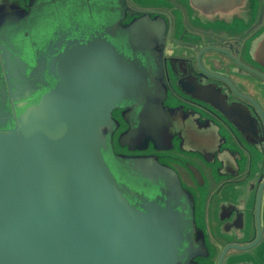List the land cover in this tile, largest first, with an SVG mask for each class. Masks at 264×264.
I'll use <instances>...</instances> for the list:
<instances>
[{
  "label": "water",
  "instance_id": "obj_1",
  "mask_svg": "<svg viewBox=\"0 0 264 264\" xmlns=\"http://www.w3.org/2000/svg\"><path fill=\"white\" fill-rule=\"evenodd\" d=\"M184 1L214 54L175 65L180 104L166 110L203 122L237 171L225 178L240 188L234 216L256 239L229 247L245 249L264 240V0ZM174 21L127 0L0 2V264H197L195 219L187 229L180 214L178 235L155 207L182 181L138 143L166 100L161 40Z\"/></svg>",
  "mask_w": 264,
  "mask_h": 264
},
{
  "label": "flooded vegetation",
  "instance_id": "obj_2",
  "mask_svg": "<svg viewBox=\"0 0 264 264\" xmlns=\"http://www.w3.org/2000/svg\"><path fill=\"white\" fill-rule=\"evenodd\" d=\"M127 1L137 10L151 12L159 17H166L168 14L170 19L172 17L175 19L173 26L170 24L166 26L165 37L161 40L164 46L162 60L167 85L166 100L164 103L159 101L156 106L151 107L152 113L146 117V122L143 124L149 129L150 137L155 138L157 133L162 135L157 140L149 137L146 142H138L142 145L148 144V148L140 152L158 155L159 164L155 169L160 175L180 178L184 186V190H181L177 183L168 181L161 188L162 201L155 206H158L161 221L164 224L173 223L177 226L176 233L179 235L180 214L181 219H184L183 223L187 224V229L189 223L195 219L199 234H192L189 228L190 233L187 231L186 243L189 242L190 250L196 253L194 261L197 264H264V240L245 249L229 247L233 244L243 246L252 243L256 235L243 234L241 226L244 220L242 217L236 219L234 216L233 205L238 203L240 188L231 181H226L225 178L237 175V171L225 170L223 157L218 151L213 133L204 126L203 122L200 124L193 122L187 113L173 114L166 110L168 102L180 104L173 97L174 92L171 93L175 65L186 62L190 56L199 57L202 62L207 63L214 54L210 49L212 36L206 32L205 27L197 29V33L202 32L199 35L189 29L186 15L182 12V8L187 7L184 0ZM188 1L191 5L192 0ZM200 6L207 7L202 2ZM200 6H194L192 10L198 11ZM177 22L178 25H175ZM139 127L142 128L140 125ZM154 144L161 147L159 151L151 149ZM242 180L241 177L236 179V181ZM194 236L203 239L204 246L195 248L198 242ZM159 238L161 242L163 241L161 244L158 243ZM165 243H168V238L160 232L157 244L163 249ZM226 247L229 248L225 251Z\"/></svg>",
  "mask_w": 264,
  "mask_h": 264
},
{
  "label": "rangeland",
  "instance_id": "obj_3",
  "mask_svg": "<svg viewBox=\"0 0 264 264\" xmlns=\"http://www.w3.org/2000/svg\"><path fill=\"white\" fill-rule=\"evenodd\" d=\"M145 130H149V129L147 128V129H145Z\"/></svg>",
  "mask_w": 264,
  "mask_h": 264
},
{
  "label": "crops",
  "instance_id": "obj_4",
  "mask_svg": "<svg viewBox=\"0 0 264 264\" xmlns=\"http://www.w3.org/2000/svg\"><path fill=\"white\" fill-rule=\"evenodd\" d=\"M234 6V5H233ZM235 7V6H234Z\"/></svg>",
  "mask_w": 264,
  "mask_h": 264
}]
</instances>
